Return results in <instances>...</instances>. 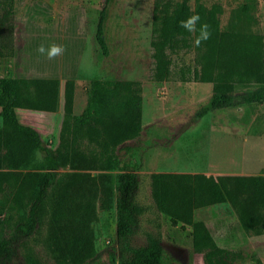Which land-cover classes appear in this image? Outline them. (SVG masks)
Returning <instances> with one entry per match:
<instances>
[{"label": "rangeland", "instance_id": "1", "mask_svg": "<svg viewBox=\"0 0 264 264\" xmlns=\"http://www.w3.org/2000/svg\"><path fill=\"white\" fill-rule=\"evenodd\" d=\"M201 1L208 6L221 5L222 40H232L226 25L231 11L243 3H251L253 30L264 34V0ZM189 3L193 6L194 0ZM104 6L105 0H14L8 20L11 33L3 37L11 54L0 58V73L15 78H57L61 84L57 111L19 107L18 120L34 127L43 143L56 149L65 118L66 80L74 83L73 116L82 112L95 78L134 83L140 87L141 133L126 143L143 149L135 199L144 211L131 244H146L149 234L157 237L165 250V264H203L204 253L215 247L234 251L233 264H264V184L254 176H214L220 169L218 151L226 148V142L214 141L216 136L223 133L229 137L244 130L263 134L264 102L227 106L194 120L195 111L213 90L211 82L181 81L176 73L181 65L193 64L194 51L179 48L172 53L170 76L155 80L153 0H112L104 22L108 53L102 55L95 33L98 13ZM52 43L62 45L64 53L48 59L37 52L39 45ZM246 86L233 82L224 90L238 94ZM36 159L41 160V152H36ZM32 170L35 168L0 170V223L12 224L26 211L29 198L23 194L17 198L16 190L20 178ZM193 170H207L209 176ZM58 172L74 187L65 203L66 209L72 208L71 214L56 219L48 205L42 226L17 244V254L8 264H28L29 258L39 264H117L115 211L110 207L111 195L102 192L104 184L114 189L115 171L66 166ZM156 173L162 189L160 203L151 188L152 174ZM170 174L177 179L173 193L167 185ZM197 175L206 177L207 182L202 185L200 178L194 177ZM112 194H116L114 190ZM202 194L207 199L202 200ZM61 221L73 227L69 233L60 232ZM79 235L86 240L83 248L69 244Z\"/></svg>", "mask_w": 264, "mask_h": 264}, {"label": "trees", "instance_id": "2", "mask_svg": "<svg viewBox=\"0 0 264 264\" xmlns=\"http://www.w3.org/2000/svg\"><path fill=\"white\" fill-rule=\"evenodd\" d=\"M111 1L105 0V6L98 13L95 39L102 55L108 53L104 22ZM13 5L14 0H0V58L11 54V47H7L3 37L4 33H11L8 20ZM251 7V3H243L231 11L226 28L231 32L232 40L226 41L220 38V4L208 6L201 0H194L191 6L189 0H153V78L158 81L167 79L171 74V54L179 48H186L194 51L193 64H183L178 68L179 79L211 82L213 85L210 98L195 111L194 120L227 106L264 102V34L252 28ZM193 14H199L200 23H207L211 32L210 38L199 47L194 44L198 33H189L179 26V21ZM199 27L198 23L197 29ZM8 42L11 44L10 40ZM233 82L247 86L238 94L224 90ZM73 91V80H66L61 139L59 146L52 149L43 143L34 127L18 120L16 108L57 111L61 92L59 79L15 78L0 73V170L35 168L20 178L16 190L17 198L21 194L29 198L26 211L12 224L8 221L0 223V264H8L14 259L17 244L22 239L36 234L48 205L49 212L56 219L63 220L64 214H71L72 208L66 209L65 203L74 187L58 172L66 166L78 170L115 171L114 189L104 184L102 192L111 195L110 207L115 211L117 264H165V250L157 237L149 234L146 244H131L132 233L144 211L135 199L143 149L140 151L126 143L141 133L140 87L129 81L95 78L88 89L86 105L77 116L72 115ZM122 143L124 145L117 148ZM37 151L41 152L40 161L36 159ZM152 176V193L160 203L162 189L158 183L159 176L157 173ZM194 177L200 178L204 185L206 177ZM167 178L170 193H173L176 176L170 174ZM2 181L0 179V186ZM203 198L207 199L202 194ZM59 223L63 234L73 228L62 221ZM85 241L84 235H79L69 244L83 248ZM111 255L115 260V254ZM235 259L234 251L215 247L204 253L203 264H233ZM27 262L39 264L31 258Z\"/></svg>", "mask_w": 264, "mask_h": 264}, {"label": "crops", "instance_id": "3", "mask_svg": "<svg viewBox=\"0 0 264 264\" xmlns=\"http://www.w3.org/2000/svg\"><path fill=\"white\" fill-rule=\"evenodd\" d=\"M221 134L216 136L218 139L214 141L226 142V148L221 153L218 151L217 161L220 169L217 171L218 174H214L217 176L215 178L229 175L234 178L248 179L254 176L258 178L261 185L264 184V135L248 133L247 130L240 131L236 135L230 134L229 137ZM193 171L197 174L208 173L207 170Z\"/></svg>", "mask_w": 264, "mask_h": 264}, {"label": "clouds", "instance_id": "4", "mask_svg": "<svg viewBox=\"0 0 264 264\" xmlns=\"http://www.w3.org/2000/svg\"><path fill=\"white\" fill-rule=\"evenodd\" d=\"M201 17L199 14H193L188 16L186 19L179 21V26L184 28L187 32L192 34H197L194 40L195 46L199 47L203 42L207 41L211 32L209 30V25L207 23H200ZM200 24L199 29H197V24ZM65 48L62 45L55 43L49 44L47 47L41 44L37 48V52L41 55H46L48 59H54L56 56L62 55Z\"/></svg>", "mask_w": 264, "mask_h": 264}]
</instances>
